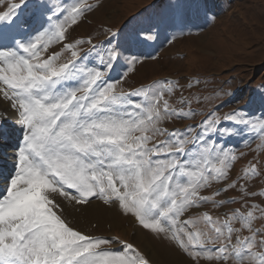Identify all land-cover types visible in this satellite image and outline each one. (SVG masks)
Wrapping results in <instances>:
<instances>
[{
  "label": "snow or ice",
  "instance_id": "obj_1",
  "mask_svg": "<svg viewBox=\"0 0 264 264\" xmlns=\"http://www.w3.org/2000/svg\"><path fill=\"white\" fill-rule=\"evenodd\" d=\"M29 3L31 14L22 18L19 9ZM92 10L87 0H75L70 9L20 0L0 14V102L11 110L20 133L14 168L0 189V264H150L133 243L69 222L73 210L83 211L93 201L169 240L191 264H264V234L253 227L264 220V207L245 202L246 212L233 210L223 220L208 212L181 219L208 204L237 202L215 198L235 189L237 181L202 194L229 179L235 159L212 137L230 139L243 129L264 136V112L253 119L254 114L234 110L223 120L235 127L223 131L216 107L199 124L162 127L197 115L190 105L201 103L200 97L173 99L180 89L170 80L129 93L117 90L122 78L112 80L110 72L119 59L118 45L107 50L106 61L96 53L97 67L90 62L97 47L91 39H70L78 18ZM84 43L88 51H82ZM193 86L190 81L188 88ZM7 109L0 110V122L7 120ZM260 175L254 164L244 171L243 197H264V191L246 190ZM242 230L250 235L241 236Z\"/></svg>",
  "mask_w": 264,
  "mask_h": 264
},
{
  "label": "rangeland",
  "instance_id": "obj_2",
  "mask_svg": "<svg viewBox=\"0 0 264 264\" xmlns=\"http://www.w3.org/2000/svg\"><path fill=\"white\" fill-rule=\"evenodd\" d=\"M45 2L70 9L75 0ZM87 3L93 5V10L82 19L78 18L80 22L71 29L70 39H91L97 47L89 53L90 62L97 67L100 65V56L96 53L104 55L106 61L107 50L118 45L119 59L114 61L115 67L111 70L112 80L122 78L117 89L132 92L156 81L170 80L180 89L173 99L181 94L188 98L194 95L200 97L201 103L193 100L190 105L197 115L165 122L162 127L172 131L183 129L188 124H199L204 115L216 107V116L222 120L220 127L223 131L224 128L235 127L233 122L223 120L234 110L243 109L254 114L253 119L264 112V105L261 104L264 99V0H87ZM19 4L20 0H0V14L14 10ZM31 9V3L27 8L21 7V17H28ZM53 49L59 50L58 45H54ZM81 49L88 51L89 45L84 43ZM129 67L133 71L124 75ZM104 71L108 72L106 68ZM196 80L200 81L198 85L195 84ZM190 81L194 86L189 89ZM4 109H7V104L0 102V110ZM7 112V120L0 122V126L10 122L17 126L11 110L7 109ZM3 114L0 111V115ZM13 128L11 125L9 131ZM19 135L13 139H18ZM212 140L218 141L217 146L224 147L235 159H230L229 179L220 184L213 183L202 194L211 195L215 188L237 181L235 189L215 197L218 200L235 198L237 202L220 208L208 204L199 210H190L191 214H185L181 219H191L198 213L208 212L214 219L219 217L223 220L225 214L233 210L246 212L241 207L245 202L264 207V197H243L240 190L245 185V180L240 177L254 164L261 175L250 181L246 190L264 191V136H258L255 130L243 129L230 139L227 135L221 137L217 134ZM17 142L3 139L0 142V154L5 152L4 156L14 162V151L11 149ZM8 174L0 178L2 188ZM91 206L97 207V222L89 224L86 220L92 221L91 218L80 216L78 220L83 221V226L74 224L75 228L131 242L149 259L150 264H170L165 256H160L162 259L152 257L151 254L162 250L178 255L179 261L175 264H191L186 254L173 243L140 229L131 217H124L115 209L109 210L99 201H93ZM256 215L259 217V213ZM68 220L74 223L69 217ZM253 227L264 234V220L257 219ZM247 235L250 233L242 230L241 236ZM145 239L148 240V249L143 247ZM202 264L207 262L202 261Z\"/></svg>",
  "mask_w": 264,
  "mask_h": 264
},
{
  "label": "bare ground",
  "instance_id": "obj_3",
  "mask_svg": "<svg viewBox=\"0 0 264 264\" xmlns=\"http://www.w3.org/2000/svg\"><path fill=\"white\" fill-rule=\"evenodd\" d=\"M1 103H3V102H1ZM8 125V126H7ZM7 125H5V124H3V125H1L0 126V134H4L3 136H0V142L1 141H3V139H7L8 141H13V140H19V138L18 139H13V138H15V136L16 135H18V133H19V128H18V125L17 126H15V124L14 123H12L11 124V122L10 123H8ZM12 125V127H14L11 131H9V128H10V126ZM3 130V131H2ZM7 130V131H6ZM17 144H18V142L17 143H15V147L17 146ZM15 147L14 148H12L11 149V151H14V149H15ZM1 148H3V150L5 149V147L4 146H1ZM2 150V151H3ZM1 151V150H0ZM4 154H5V152L4 153H1L0 154V178L4 175V174H8V173H10V171H11V168H13L14 166H13V163L14 162H12L7 156H4ZM4 156V157H3ZM4 178V177H3ZM0 180H2V179H0ZM0 189H2V185L0 184ZM67 202H65V204H66ZM95 205H97L96 203H95ZM96 209H97V207H95V206H91V207H88L87 209H85V210H83V211H80V210H75L74 212H72L73 213V216L75 217H73L72 216V214L71 215H69L68 217L70 218V219H72V222H74L72 225H74V224H76L77 226H79V227H82L83 226V221H81L80 219L78 220V218L80 217V216H82V217H86V218H91L92 219V221H94V222H97V217H96ZM118 213V212H117ZM81 218V217H80ZM114 218H115V216H114ZM76 222V223H75ZM144 235V234H143ZM143 235H140L141 237H143V238H146L145 236H143ZM142 239V238H141ZM146 240L147 239H145V241H144V243H143V247L144 248H146V249H148V242H146ZM148 241V240H147ZM152 255V257L154 256V258H157V259H162V257H166L167 258V261H169L170 262V264L171 263H173V264H175L176 263V261H179V259H178V255H174V254H170V253H168V252H166V250H162V251H158L157 253H153V254H151ZM160 256H162V257H160Z\"/></svg>",
  "mask_w": 264,
  "mask_h": 264
},
{
  "label": "crops",
  "instance_id": "obj_4",
  "mask_svg": "<svg viewBox=\"0 0 264 264\" xmlns=\"http://www.w3.org/2000/svg\"><path fill=\"white\" fill-rule=\"evenodd\" d=\"M86 221H87L89 224L92 223V222H93V224L96 223V222H94V221H90V220H86ZM84 223H85V222H84Z\"/></svg>",
  "mask_w": 264,
  "mask_h": 264
}]
</instances>
